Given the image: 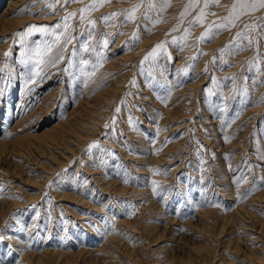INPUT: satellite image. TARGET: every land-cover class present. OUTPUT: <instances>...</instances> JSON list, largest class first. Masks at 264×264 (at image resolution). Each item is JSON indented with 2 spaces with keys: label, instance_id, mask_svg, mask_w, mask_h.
I'll return each instance as SVG.
<instances>
[{
  "label": "rangeland",
  "instance_id": "374dc122",
  "mask_svg": "<svg viewBox=\"0 0 264 264\" xmlns=\"http://www.w3.org/2000/svg\"><path fill=\"white\" fill-rule=\"evenodd\" d=\"M191 2L0 0V264H264V9Z\"/></svg>",
  "mask_w": 264,
  "mask_h": 264
},
{
  "label": "snow or ice",
  "instance_id": "6c2138e0",
  "mask_svg": "<svg viewBox=\"0 0 264 264\" xmlns=\"http://www.w3.org/2000/svg\"><path fill=\"white\" fill-rule=\"evenodd\" d=\"M65 2H68V0H65ZM72 2H76V0H72ZM105 2H108V0H100L101 5L103 3H105ZM197 2H198V0H197ZM213 2L214 3H218L219 0H213ZM142 6H143L142 3L141 4H137L136 6H134L130 10V12L128 13L127 19L128 20H134L136 11ZM190 6H192V7L195 6V4L191 2V0H190ZM49 7H53V5H49ZM154 7H155V5H154V3H152V0H149V9L154 8ZM207 7H208V0H204V8H207ZM260 9H264V0H235V3L232 5V13H230L229 17H227L226 19L229 21V23L232 26H235V21L239 20L242 15H246V14H248L250 12H255V11H258ZM88 10H89L88 8L81 9V12H86ZM187 11H188V9L186 8L185 9V13H187ZM185 13H182V16ZM71 15H75V13H70V16ZM112 15H117V14L113 13ZM204 16H205V13H204L203 10H201L199 15L195 18L194 22L197 23V24H202ZM81 19H83V17H81ZM105 19H107V18H105ZM92 23L94 24L95 22L92 21ZM228 26H229L228 24H218V25H216V27L219 28V29H227ZM261 27H264V25H262ZM254 28H255V26H253V25H245V29L254 30ZM33 29H35L36 31H40V32L45 31L44 28H37V26L31 25L26 30V32L27 33H31L33 31ZM210 30L211 29L206 30L205 33L202 34L200 39L204 40L205 38H207L209 36V31ZM25 34L26 33H21V32L16 33V35L18 37H22ZM57 39H59V38L57 37ZM236 39L237 40H241V41L247 40V42L249 44H251L253 42L252 38L249 35H246L243 32H238L237 35H236ZM69 42H71V41L69 40ZM104 43L106 45L107 41L105 40ZM161 47H163L162 44L156 45V48H154L153 51L151 53H149V55L150 56H155L156 49L161 48ZM50 51H51L50 47H46L43 50H41L40 48H37V49L34 50V56L37 58L36 59L37 67L39 66V64L44 62L42 57L44 55H47ZM221 52H223V49H221ZM6 55H7V53H6ZM145 59H148V57H145ZM35 74L39 75L40 73H39V71H37ZM117 111H119V109H117ZM225 139H227V138H225ZM125 182H127V181H125ZM0 239H2V237H0Z\"/></svg>",
  "mask_w": 264,
  "mask_h": 264
},
{
  "label": "bare ground",
  "instance_id": "6f19581e",
  "mask_svg": "<svg viewBox=\"0 0 264 264\" xmlns=\"http://www.w3.org/2000/svg\"><path fill=\"white\" fill-rule=\"evenodd\" d=\"M32 63V62H31ZM34 63V62H33ZM112 64V63H111ZM179 65V64H178ZM106 68H107V70L106 71H108L109 69H112L114 66H113V64H112V66L111 65H106L105 66ZM105 69V68H104ZM103 69V70H104ZM103 70H101V73H103ZM100 73V72H99ZM100 73V74H101ZM105 73V72H104ZM99 75V74H98ZM94 81H95V84L96 83H99V81H98V79H97V77L94 79ZM99 86V85H98ZM85 87V86H84ZM106 89V88H105ZM114 89H115V87H114ZM86 91L88 92V90H85V92H84V94L86 93ZM107 91H105V92H103V93H99L98 94V96H97V98H100L101 96H104L105 95V93H106ZM115 93V92H114ZM112 94V93H111ZM110 94V95H111ZM159 96V95H158ZM166 97V96H165ZM160 98H161V96H160ZM109 99H111V98H109ZM102 100V99H101ZM161 100V99H160ZM157 101V100H156ZM159 101V100H158ZM172 101V100H171ZM100 102V101H99ZM159 104V103H158ZM161 104V103H160ZM165 104V103H164ZM168 104V103H167ZM166 105V104H165ZM72 115V114H71ZM87 118V117H86ZM22 123H23V121H22ZM103 123V122H102ZM75 125H74V122H72V121H65V122H61L60 124H56L53 128H51V129H49L47 132H45V133H43L42 135H41V138H43L42 140H44V142H46V143H48V144H53V143H59V142H65V141H67V139H68V137H69V135L71 134V130L72 131H74V130H76L75 129V127H74ZM79 130V129H78ZM72 135V134H71ZM74 135V134H73ZM77 139V138H76ZM141 141H143L142 139H141ZM156 157H158V156H156ZM160 158V157H159ZM150 161V160H149ZM151 163V162H150ZM156 163V162H155ZM61 167V166H60ZM50 169V168H49ZM113 182V181H112ZM112 185V184H111ZM121 189L122 190H124L125 188L123 187V184H122V187H121ZM264 194V193H263ZM261 197H263L264 198V195H260ZM260 198V197H259ZM262 199V198H261ZM240 208H241V206L239 207V211H241L240 210ZM208 210V209H207ZM215 210V209H214ZM210 211V210H209ZM209 211L207 212V213H209ZM237 211V210H236ZM247 212V211H246ZM212 213V212H211ZM210 213V214H211ZM233 213H236V212H233ZM210 214H208V215H210ZM238 214H240L239 212H238ZM238 214H234L236 217H237V215ZM241 214H242V212H241ZM232 216V215H231ZM254 216V215H253ZM234 217V216H233ZM127 222V221H126ZM125 223V222H124ZM130 223V222H129ZM133 225V224H132ZM121 226V225H120ZM151 227V226H150ZM153 229H155V225L153 224V228H152V230ZM135 230V229H134ZM141 233V232H140ZM113 237V236H112ZM115 238H116V236H115ZM115 238H112V240H110L108 243H107V246H105L106 247V252L108 253V255H110L109 254V250H108V248H110V247H115L116 248V244H117V239H115ZM156 238V237H155ZM108 241V240H107ZM119 243V242H118ZM118 245V244H117ZM141 245V244H140ZM139 246V245H138ZM103 247V246H102ZM137 248V246L135 247V249ZM112 249V248H111ZM114 249V248H113ZM134 249V248H133ZM134 249V250H135ZM114 251H115V249H114ZM135 252V251H134ZM155 252V251H154ZM45 253V252H44ZM110 253H113L114 254V252H110ZM140 253H142V251L141 250H139V247L136 249V252H135V254H137L139 257L141 256L140 255ZM112 254V255H113ZM67 255V254H66ZM100 255V254H99ZM112 255H111V257H112ZM115 255V254H114ZM113 255V256H114ZM48 256V255H47ZM65 256V255H64ZM32 257V256H31ZM44 257V256H43ZM42 257V258H43ZM50 257V256H49ZM69 256L67 255V260L66 261H70V259L71 258H68ZM138 257V258H139ZM255 257V256H254ZM45 258V257H44ZM43 258V261H45V259ZM105 260L104 261H106V262H110V260H111V258H107L106 256H105ZM30 259V258H29ZM49 259V258H48ZM66 259V258H65ZM31 260V259H30ZM46 261H47V258H46ZM45 261V262H46ZM64 261V260H63ZM65 261V262H66ZM259 261V260H258ZM61 262V261H60ZM48 263V262H47ZM67 264V263H66Z\"/></svg>",
  "mask_w": 264,
  "mask_h": 264
}]
</instances>
